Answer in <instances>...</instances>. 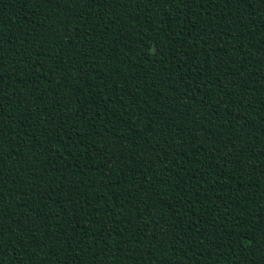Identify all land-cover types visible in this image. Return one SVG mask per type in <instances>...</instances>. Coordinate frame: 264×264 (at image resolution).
<instances>
[{
	"label": "trees",
	"instance_id": "trees-1",
	"mask_svg": "<svg viewBox=\"0 0 264 264\" xmlns=\"http://www.w3.org/2000/svg\"><path fill=\"white\" fill-rule=\"evenodd\" d=\"M0 264H264V0H0Z\"/></svg>",
	"mask_w": 264,
	"mask_h": 264
},
{
	"label": "snow or ice",
	"instance_id": "snow-or-ice-1",
	"mask_svg": "<svg viewBox=\"0 0 264 264\" xmlns=\"http://www.w3.org/2000/svg\"><path fill=\"white\" fill-rule=\"evenodd\" d=\"M209 6H210V4H209Z\"/></svg>",
	"mask_w": 264,
	"mask_h": 264
}]
</instances>
